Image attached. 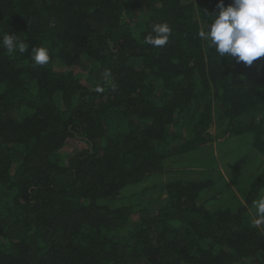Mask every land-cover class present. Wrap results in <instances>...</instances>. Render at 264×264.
<instances>
[{
    "label": "trees",
    "instance_id": "16d2710c",
    "mask_svg": "<svg viewBox=\"0 0 264 264\" xmlns=\"http://www.w3.org/2000/svg\"><path fill=\"white\" fill-rule=\"evenodd\" d=\"M218 3L0 0V37L28 46H0V264H259L264 170L236 209L200 202L212 180L171 182L154 213L108 205L213 142L250 137L264 160V57L237 64L199 37ZM160 23L168 42L146 44Z\"/></svg>",
    "mask_w": 264,
    "mask_h": 264
},
{
    "label": "rangeland",
    "instance_id": "374dc122",
    "mask_svg": "<svg viewBox=\"0 0 264 264\" xmlns=\"http://www.w3.org/2000/svg\"><path fill=\"white\" fill-rule=\"evenodd\" d=\"M211 133L216 135L215 127ZM75 145L69 142L66 152ZM164 172L150 177L145 182L124 190L111 207H139L158 211L165 203L168 193L165 187L175 181L212 180L214 185L201 196L200 202L210 211L220 208H238L246 205L247 194L254 180L264 170L262 155L252 146L247 136L233 138L225 142H213L193 153L172 157L164 161ZM253 220L255 211L251 209ZM264 264V254L258 258ZM245 264H255L248 260Z\"/></svg>",
    "mask_w": 264,
    "mask_h": 264
},
{
    "label": "clouds",
    "instance_id": "9594fccd",
    "mask_svg": "<svg viewBox=\"0 0 264 264\" xmlns=\"http://www.w3.org/2000/svg\"><path fill=\"white\" fill-rule=\"evenodd\" d=\"M217 9L212 22L198 34L208 47L214 48L220 57H231L245 66H252L254 61L264 57V0H231L227 6L224 0H219ZM152 32L155 35L146 36L145 43L162 47L168 42L171 29L167 23H160L152 26ZM0 46L9 54L28 51V46L10 33L0 37ZM30 55L37 66L46 65L50 60L45 47L33 48ZM103 76L107 80L110 72L105 71ZM253 206L254 223L259 226L264 221V195L253 201Z\"/></svg>",
    "mask_w": 264,
    "mask_h": 264
}]
</instances>
